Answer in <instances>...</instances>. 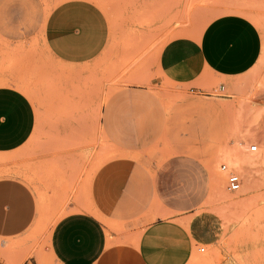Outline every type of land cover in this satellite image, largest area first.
Returning a JSON list of instances; mask_svg holds the SVG:
<instances>
[{
  "label": "rangeland",
  "instance_id": "obj_1",
  "mask_svg": "<svg viewBox=\"0 0 264 264\" xmlns=\"http://www.w3.org/2000/svg\"><path fill=\"white\" fill-rule=\"evenodd\" d=\"M61 1L0 0V85L22 90L37 114L28 141L0 154V183L16 182L18 200L37 208L27 231L0 241V264H47L53 225L82 192L77 175L87 180L105 160L127 156L145 159L150 170L186 156L209 180L191 216L205 221L199 232L210 241L195 244L189 264H264V163L250 168L251 185L247 169L216 158L222 148L264 153V0H92L109 19L110 38L83 66L58 61L46 46V19ZM237 12L262 35L250 70L228 79L204 73L185 84L162 80L165 59L190 53L211 19ZM223 163L240 174L238 191L228 190ZM215 171L225 175L220 184Z\"/></svg>",
  "mask_w": 264,
  "mask_h": 264
},
{
  "label": "crops",
  "instance_id": "obj_2",
  "mask_svg": "<svg viewBox=\"0 0 264 264\" xmlns=\"http://www.w3.org/2000/svg\"><path fill=\"white\" fill-rule=\"evenodd\" d=\"M201 32L191 54L183 51L163 61V81L185 84L204 73L228 79L246 73L259 60L261 32L243 14L218 15ZM109 38V19L92 0L61 1L46 19V46L70 66L90 63ZM36 120L34 104L22 90L0 85V154L22 147ZM196 165L189 157L176 156L150 170L145 159L127 156L105 160L87 180L80 173L82 192L70 198L67 212L53 225L47 264H189L195 244L210 241L199 232L205 221L191 216L209 184ZM20 190L11 180L0 183L3 245L36 220V206L28 198L18 200ZM161 210L181 213L160 216Z\"/></svg>",
  "mask_w": 264,
  "mask_h": 264
},
{
  "label": "bare ground",
  "instance_id": "obj_3",
  "mask_svg": "<svg viewBox=\"0 0 264 264\" xmlns=\"http://www.w3.org/2000/svg\"><path fill=\"white\" fill-rule=\"evenodd\" d=\"M238 14V12H237ZM202 33V32H201ZM63 109V108H62ZM63 112V111H62ZM103 135V134H102ZM249 147L251 148L252 145H249ZM222 158L224 160L227 161V163L230 165V167H236L237 169H247V174H248V180H249V183L252 185L253 182H254V179H253V175H252V172L250 171V168L253 167V165L257 162H260V163H264V153H261V152H257V154H252L251 156H242L240 154H238V151L236 150H233V149H229V150H225L223 148V151H222ZM259 164V163H257ZM213 172L214 170H212V175H213ZM216 172V171H215ZM221 172H224L226 173L225 171H221ZM217 178H216V181H217V184H220L221 183V177L217 172L215 173ZM214 176V175H213ZM225 176V175H224ZM215 178V177H213ZM213 182L215 183V180H213ZM218 186V185H217ZM219 188H221L219 186ZM19 257V256H18ZM23 257V256H22ZM21 257V258H22ZM24 258V257H23ZM19 260V259H18Z\"/></svg>",
  "mask_w": 264,
  "mask_h": 264
},
{
  "label": "built area",
  "instance_id": "obj_4",
  "mask_svg": "<svg viewBox=\"0 0 264 264\" xmlns=\"http://www.w3.org/2000/svg\"><path fill=\"white\" fill-rule=\"evenodd\" d=\"M214 92H217V89H213ZM219 90H224V87H220ZM258 148L257 145H252L251 147V151H256ZM221 169L223 171H228L227 172V175H228V178H227V188L228 190L230 191H238L240 188H241V185H242V178L240 176V174H238L237 172L235 171H232V170H229L228 166L226 163H223L221 164ZM204 250V247L202 246V248H200V251Z\"/></svg>",
  "mask_w": 264,
  "mask_h": 264
}]
</instances>
